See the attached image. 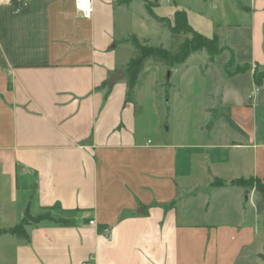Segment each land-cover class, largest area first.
<instances>
[{
  "label": "crops",
  "instance_id": "crops-1",
  "mask_svg": "<svg viewBox=\"0 0 264 264\" xmlns=\"http://www.w3.org/2000/svg\"><path fill=\"white\" fill-rule=\"evenodd\" d=\"M149 1L157 16L184 10L195 31L218 37L219 54L196 51L207 100L228 107L245 136L207 123V100L202 124L170 134L154 95L157 119L138 126V78L133 99L125 76L108 84L127 62L117 67L119 28L134 3L155 21ZM210 1L201 11L177 0H92L85 18L74 0H2L0 191L29 202L38 221L23 223L26 239L0 235V264H264L254 190L231 184L264 177V84L251 70L224 69L230 59L231 70L264 68V0ZM12 215L0 229L22 222L23 207Z\"/></svg>",
  "mask_w": 264,
  "mask_h": 264
},
{
  "label": "rangeland",
  "instance_id": "rangeland-1",
  "mask_svg": "<svg viewBox=\"0 0 264 264\" xmlns=\"http://www.w3.org/2000/svg\"><path fill=\"white\" fill-rule=\"evenodd\" d=\"M177 1L189 6L195 5L198 9H203L201 11H208L207 9L212 5L210 0H198V2L197 0ZM203 1H205L203 4L200 3ZM151 3L149 1L148 6H151ZM132 6L133 10L128 14L125 24L120 26L118 34L120 33L119 35L126 38L129 35L128 33L134 34L141 42L149 45L159 44L160 42L168 43L170 36L165 26L159 22L152 21V19H147L139 10L137 3ZM124 26H126L127 31ZM125 39L122 38L117 41L118 46H121V49H116L117 67L127 61L132 54L130 44L124 41ZM198 56H200V53L196 52V55L189 60L188 67L179 63L174 64L172 67L166 65L162 67L157 63H146L143 66L139 72L138 80L140 84L135 94L137 100L140 101V105H142L138 108V126H145L148 122L151 127L155 119H157V110L153 112L150 108L152 95L156 98L154 102L157 103L160 112L162 113V110H166L164 127H169L170 134H173V132H184L185 130L192 131L203 123L204 117L201 108L208 99L207 91L210 87V81L204 66L199 68ZM151 64L152 66H150ZM122 71L124 74L123 69ZM168 82L171 83V86L168 85ZM135 96H133L132 91L130 98L133 99ZM206 107L209 111L207 123L211 121L214 125H217L221 120L220 113L222 111L215 109L214 104L210 100H207ZM149 137L154 138L153 133L150 132ZM22 203V200L19 202L14 201L13 197L10 198L8 190L0 191V228L11 225L13 221L12 213L19 209V205L23 207L24 211L28 202ZM1 211L4 213H1Z\"/></svg>",
  "mask_w": 264,
  "mask_h": 264
},
{
  "label": "trees",
  "instance_id": "trees-1",
  "mask_svg": "<svg viewBox=\"0 0 264 264\" xmlns=\"http://www.w3.org/2000/svg\"><path fill=\"white\" fill-rule=\"evenodd\" d=\"M145 7L147 14L151 18L165 26L169 32L170 40L167 46H164L161 43L154 45L141 43L134 34L128 35V37L124 40L130 44L132 49V54L124 64L123 68L124 76L127 78L126 98H130L133 87L137 82L138 74L146 63H157L171 67L174 64L183 63L192 53L196 51H205L210 58H212L213 56L219 54L222 50L219 39L216 35H212L211 37L204 36L195 31L189 25L184 10H175L173 19L170 20L166 17L157 16L146 3ZM232 65V59L224 65L227 75L251 70L254 84L256 86L264 84V68H260L258 65L251 66L249 63H243L236 64L231 70L230 67ZM220 116L221 120L224 121L230 129L242 136L246 135L245 132L232 120L228 107L225 108V112L222 111L220 113ZM212 184L224 185L225 182L219 178H215L212 181ZM231 184L254 190L255 210L257 214L260 215L261 222L264 225V177H238L233 179ZM26 221L27 219L23 218L22 222L13 225L10 228L0 229V235L3 233H10L17 238L26 239L27 233L25 232L23 226V223ZM259 257L264 260V253L259 254Z\"/></svg>",
  "mask_w": 264,
  "mask_h": 264
},
{
  "label": "built area",
  "instance_id": "built-area-1",
  "mask_svg": "<svg viewBox=\"0 0 264 264\" xmlns=\"http://www.w3.org/2000/svg\"><path fill=\"white\" fill-rule=\"evenodd\" d=\"M2 2V0H0V3ZM92 0H74V6L75 9L78 11V13L85 17V18H89L91 16V12H92ZM88 223L90 225L94 224V220H89ZM103 231L105 232V234H109V230L107 228H104ZM81 264H95L94 260L89 257L85 260H83L81 262Z\"/></svg>",
  "mask_w": 264,
  "mask_h": 264
},
{
  "label": "water",
  "instance_id": "water-1",
  "mask_svg": "<svg viewBox=\"0 0 264 264\" xmlns=\"http://www.w3.org/2000/svg\"><path fill=\"white\" fill-rule=\"evenodd\" d=\"M124 74L122 70H119L118 72H116L115 74H112L109 79H108V84L112 85L116 80L123 78ZM23 216L24 218H26L28 221L31 222H37L38 218H36L35 216H33L30 213V203L28 202L24 208L23 211Z\"/></svg>",
  "mask_w": 264,
  "mask_h": 264
}]
</instances>
